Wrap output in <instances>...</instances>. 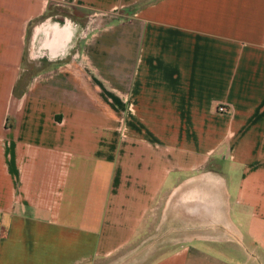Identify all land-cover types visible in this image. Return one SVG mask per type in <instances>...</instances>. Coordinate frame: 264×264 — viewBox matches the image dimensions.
I'll use <instances>...</instances> for the list:
<instances>
[{
	"label": "crops",
	"instance_id": "0c3cea01",
	"mask_svg": "<svg viewBox=\"0 0 264 264\" xmlns=\"http://www.w3.org/2000/svg\"><path fill=\"white\" fill-rule=\"evenodd\" d=\"M0 264H264V0H0Z\"/></svg>",
	"mask_w": 264,
	"mask_h": 264
},
{
	"label": "rangeland",
	"instance_id": "374dc122",
	"mask_svg": "<svg viewBox=\"0 0 264 264\" xmlns=\"http://www.w3.org/2000/svg\"><path fill=\"white\" fill-rule=\"evenodd\" d=\"M50 14L53 15V18L55 20L58 21H63L65 18H71L74 20H79L81 21V26L86 27L89 22L91 17L90 16H85V15H78L75 11L67 8V7H63V6H57L53 9H51V11L49 12ZM80 16V17H79ZM96 25V23L93 21L90 23V27L89 29H93L94 26ZM92 31H87L86 37L90 36V33ZM69 64H71L70 66H68L67 68L71 69L72 71H74V68L77 67L74 62H69ZM34 65L30 62H28V64L25 67V73H24V81L25 83L30 82L33 79L34 76Z\"/></svg>",
	"mask_w": 264,
	"mask_h": 264
},
{
	"label": "built area",
	"instance_id": "2783aa9c",
	"mask_svg": "<svg viewBox=\"0 0 264 264\" xmlns=\"http://www.w3.org/2000/svg\"><path fill=\"white\" fill-rule=\"evenodd\" d=\"M83 35H86L85 31H83ZM67 66H69V65H67ZM230 110H231L230 107L225 105V104H221V105L218 106V111L219 112L226 113V112H230Z\"/></svg>",
	"mask_w": 264,
	"mask_h": 264
}]
</instances>
